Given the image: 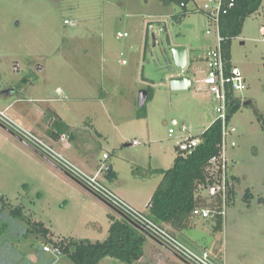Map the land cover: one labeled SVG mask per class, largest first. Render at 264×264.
<instances>
[{"label": "rangeland", "instance_id": "obj_1", "mask_svg": "<svg viewBox=\"0 0 264 264\" xmlns=\"http://www.w3.org/2000/svg\"><path fill=\"white\" fill-rule=\"evenodd\" d=\"M195 7L190 2L184 15L176 0H0V93L15 91L8 99L0 97V107L9 106L13 118L74 162L69 154L77 149L91 160L88 169H99L108 152L106 162L113 165L117 178L102 176L104 181L147 210L145 205L163 178L156 169L171 168L181 137L200 136L216 117L211 95L198 82L204 76V57L216 45L215 32L207 33L214 25ZM66 19L74 25L66 24ZM262 26L264 0L247 17L242 33L231 40L230 61L243 72L247 89L238 92L243 102L230 119L237 128L229 136L236 146L228 149L234 192L222 228L216 229V217L200 218L178 233L196 251L207 249L215 264H264ZM119 32L128 35L118 37ZM175 44L188 48L184 71L172 59L170 46ZM181 74L192 77V86L172 90L170 78ZM143 89L152 90L154 96L146 103L147 116L140 118L143 108L138 100ZM55 120L62 122L63 129ZM171 127L176 129L173 135ZM48 130L58 132L59 142ZM134 140L140 144L133 145ZM0 197H4L0 198L1 219L10 218V207L23 206L58 237L103 240L110 228L109 213L117 215L2 126ZM144 234L147 240L138 264H189ZM107 258L120 264L117 258Z\"/></svg>", "mask_w": 264, "mask_h": 264}, {"label": "built area", "instance_id": "obj_2", "mask_svg": "<svg viewBox=\"0 0 264 264\" xmlns=\"http://www.w3.org/2000/svg\"><path fill=\"white\" fill-rule=\"evenodd\" d=\"M200 1H202L201 4ZM190 2L195 3V10H201L208 15L214 29H208L207 33L211 34L214 31L216 36V45L208 53L206 67L201 70L204 76L198 82L204 85L205 91L211 95L214 101L216 117L213 123L221 121L222 140L219 144V152L209 159L205 167V180L197 182L195 198L198 200L199 205L193 209V216L209 219L216 215L222 217L225 215L230 191L234 186L229 173L228 149L230 146H236V142L230 140L229 136L235 133L237 128L230 124V119L236 102L242 105L243 98L238 96V92L247 89V83L241 69L226 57L224 43L228 37L224 36L221 31L222 17L235 7L236 0H189L188 2L183 1L180 5L189 11L188 4ZM65 23L74 25V22L69 19H66ZM261 34L264 40V26L261 27ZM127 35L128 32L118 33V37ZM123 63H126V60H123ZM0 126L25 142L90 192L97 195L142 232L168 247L189 264H215L208 250L196 251L167 226L153 219L149 215L150 203L147 204V210H142L127 201L104 181L102 175L111 170V164L106 162L110 158L108 152L103 154L104 163L98 171L92 173L59 151L53 143L42 135L13 118L8 113V108L0 107ZM181 128L184 132L188 130L186 123H183ZM175 132V128L171 127L169 129L170 135ZM64 137L65 135L62 134L61 138ZM202 141L201 136L183 135L178 147L179 152L184 156H189ZM132 144L138 145L140 141L134 140ZM44 250L52 252L56 256L63 254L61 247L55 242L47 243Z\"/></svg>", "mask_w": 264, "mask_h": 264}, {"label": "trees", "instance_id": "obj_3", "mask_svg": "<svg viewBox=\"0 0 264 264\" xmlns=\"http://www.w3.org/2000/svg\"><path fill=\"white\" fill-rule=\"evenodd\" d=\"M179 4L183 1L176 0ZM263 0H236L235 7L222 17L221 31L228 39L224 43L226 57L230 60V47L233 37L242 33L244 23L248 16L258 11ZM183 14L188 11L184 7ZM193 61V60H192ZM148 100L152 99L154 92L150 89ZM251 101H247L250 103ZM241 103L236 102L232 114L238 111ZM138 113V117H146V105ZM59 120L55 125L61 127ZM63 129V128H62ZM55 138L59 137L58 132L50 131ZM202 143L189 156L179 152L175 158L174 165L169 169H156L163 174V178L150 200L149 215L156 221L170 226L174 230H183L189 227L193 218V209L199 205L195 198V191L198 181L206 178L205 167L209 159L219 152V144L222 140L221 121L212 123L201 135ZM72 138V136H71ZM108 180L117 178V172L111 165V170L106 173ZM234 192L233 188L230 195ZM251 192L248 190L246 196L249 198ZM4 200V197H0ZM7 203L4 202L1 211H5ZM11 219H18L27 223L29 229L35 232L50 234V229L45 227L42 221L35 220L25 212L23 206L10 207ZM216 229H221L223 217L216 215ZM51 242L61 247L62 252L68 254L75 264H99L100 261L111 256L119 259L120 264H138L142 257V245L146 242V235L127 218L121 219L111 216L110 234L105 240L91 241L89 239L77 241L74 237L55 238L51 233Z\"/></svg>", "mask_w": 264, "mask_h": 264}, {"label": "crops", "instance_id": "obj_4", "mask_svg": "<svg viewBox=\"0 0 264 264\" xmlns=\"http://www.w3.org/2000/svg\"><path fill=\"white\" fill-rule=\"evenodd\" d=\"M179 45H181V44H179ZM188 58H189V53H188ZM192 60L193 59H191V61ZM204 62L206 65V56L204 57ZM14 92L15 91L13 89H6L0 93V97H2L4 99H8L14 94ZM13 102H15V101H13ZM6 108H9V106H7ZM31 124L33 125V127L38 128V130H40L41 133L42 132L44 133V131L41 130L40 127H36V125H34V122H32V123L28 122V125H31ZM46 132H47V134L49 133L50 137H53L51 135V133L49 132V130ZM55 140H57L56 141V143H57V142H59L60 139L56 138ZM69 148H70V146H69ZM69 155H71V157L77 163H79L81 166H83L84 168H86L90 172L95 173L98 171V169L97 170L88 169V167H90V165H91V160L89 158H86V156H83L81 154V152H78L77 149H74V150L72 149L70 151ZM102 161L104 162L103 159H102ZM112 167H113V165H112ZM113 169H114V167H113ZM93 170H95V171H93ZM102 176L107 179L106 174H103ZM90 193L92 195H94L95 197H97L98 199H100L101 201H103L97 195L93 194L92 192H90ZM122 197H124V196H122ZM126 200L129 201L131 204H133L132 201H130L128 199H126ZM103 202H105V201H103ZM133 205L136 206L135 204H133ZM145 206H147V204ZM136 207H138V206H136ZM109 214H111L110 215V222H111V216H115L119 219H121L123 217L119 213H117V215L113 214V213H109ZM198 219H200V217L198 218L197 216H193L189 227L194 226L197 223ZM35 220H37V219H35ZM206 220H208V219H206ZM37 221H42V220H37ZM42 222L45 224V227L49 228L44 221H42ZM110 225H111V223H110ZM176 231H177V235H178V233H180L179 232L180 230H176ZM51 233L54 235L55 238H60L51 229H50V234L46 235V234H44V232L42 233V232L31 231L29 229L27 223H25L24 221H21L18 219H11V218H3V219L0 218V264H75V262L72 260V258L66 253H63L60 256H56L54 253L44 250V246L47 243L51 242L50 241L51 240L50 239ZM109 234H110V228L108 230L107 237L109 236ZM107 237H105V239ZM105 239H103V240H105ZM76 240L77 241H83L86 239H82V240L76 239ZM205 250H207V249H205ZM107 259H108L107 257L103 258L99 264H104V263H106V264H110V263L111 264H118L117 262H110Z\"/></svg>", "mask_w": 264, "mask_h": 264}, {"label": "water", "instance_id": "obj_5", "mask_svg": "<svg viewBox=\"0 0 264 264\" xmlns=\"http://www.w3.org/2000/svg\"><path fill=\"white\" fill-rule=\"evenodd\" d=\"M170 53L175 65L184 70L189 63L188 48L185 45H171ZM38 69H42V66H39ZM192 84V77L186 74L175 75L170 78V88L172 90L188 89ZM148 98L149 91L147 89L141 90L138 100L139 106H145L148 102Z\"/></svg>", "mask_w": 264, "mask_h": 264}]
</instances>
